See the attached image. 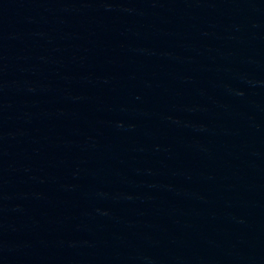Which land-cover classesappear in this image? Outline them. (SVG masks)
<instances>
[{
    "label": "water",
    "instance_id": "95a60500",
    "mask_svg": "<svg viewBox=\"0 0 264 264\" xmlns=\"http://www.w3.org/2000/svg\"><path fill=\"white\" fill-rule=\"evenodd\" d=\"M0 264H264V0H0Z\"/></svg>",
    "mask_w": 264,
    "mask_h": 264
}]
</instances>
